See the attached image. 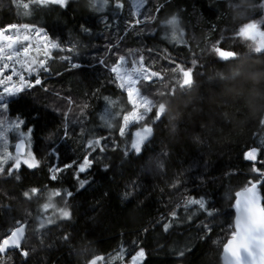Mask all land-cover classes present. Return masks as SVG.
<instances>
[{
    "label": "trees",
    "instance_id": "obj_1",
    "mask_svg": "<svg viewBox=\"0 0 264 264\" xmlns=\"http://www.w3.org/2000/svg\"><path fill=\"white\" fill-rule=\"evenodd\" d=\"M144 1L142 22L137 24L131 0H119L120 8L115 6L117 0H109L103 11L89 6L93 0H69L67 7L0 0V28L28 23L60 44L49 72L41 75V85L8 102L9 118L23 116L24 129L33 128V154L39 166L33 170L23 166L20 180L0 175V237L17 220L26 221L28 264H89L94 256L103 257L99 264H132L131 255L140 247L146 252L140 264H223L222 247L229 232L226 224L234 219L230 208L234 201L226 197L234 196L246 177L256 175L242 154L252 147L264 150V120L253 117L243 103L220 98L221 81L235 79L240 70L236 68L226 77L221 68L232 61L221 60L211 48L219 40L221 51L249 52V44L236 33L242 24L262 18L264 0H252L253 6L243 19L233 13L239 0ZM24 3L30 7L24 9ZM25 12L30 14L25 16ZM174 14L182 20L183 42L166 38L167 30L161 23ZM146 16L151 19L146 20ZM82 25L90 28V34L82 31ZM73 45L75 49L69 53L67 49ZM119 55L127 60H138L142 55L150 70L165 77L163 85L157 83L146 93L155 102H163L166 96L159 93L173 87L175 95H181L176 81L182 77L172 71L177 64L192 68L197 80L196 88L184 94L177 119L170 122L162 115L153 125L154 136L139 157L132 153L126 157L124 152L143 122L123 136L119 131L123 115L132 111L127 94L110 71ZM251 55L264 59V54ZM65 56H70V61ZM169 56L174 63L166 59ZM101 59L106 66L99 63ZM193 59L196 65H192ZM72 64L80 67L72 68ZM257 77V72H247L248 79ZM69 108L70 135L65 140L63 113ZM101 137L104 152L88 147L90 139ZM53 143L59 159L50 153ZM90 152L95 164L85 174L91 181L86 188L78 189L73 179L75 168L60 172L56 181L50 180L51 167L82 162ZM133 185L135 194L126 199L125 192L132 191ZM32 188L39 191L24 197ZM53 190L74 193L67 205L61 197L55 199L59 208L67 207L71 219L58 216L52 225L41 229L43 205ZM194 196L205 197L211 209H220V214L208 217L198 205L187 204ZM204 223L213 228L207 240L201 231ZM165 224L169 225L167 232ZM65 235L68 241L63 239ZM180 251L185 252L183 257ZM9 255V264H21L20 256Z\"/></svg>",
    "mask_w": 264,
    "mask_h": 264
},
{
    "label": "snow or ice",
    "instance_id": "obj_2",
    "mask_svg": "<svg viewBox=\"0 0 264 264\" xmlns=\"http://www.w3.org/2000/svg\"><path fill=\"white\" fill-rule=\"evenodd\" d=\"M109 0H99L97 3L96 0L90 3V7L95 11H103L108 6ZM32 4L36 7L48 6V5H59L60 7H67L68 0H32ZM117 8L122 7L117 0L115 5ZM24 9H28L30 5L24 3ZM264 7V5H261ZM29 12H25L24 15H29ZM145 19H151L150 16H146ZM140 21L137 20L136 23ZM166 31V38H170L174 41L183 42V31H176V15H172V19L167 21V25L161 22ZM171 26V27H169ZM82 31L85 34H90V28L82 25ZM32 30L36 34H43L45 41L50 44L51 48H60L59 42L48 37L47 33L43 29H37L34 25L24 23V24H12L8 25L5 28H0V76L4 75L6 69H9V61L13 65L20 63L19 59H14V57H19L20 52L18 49L14 48V45L18 42V37L14 35H6V31L11 30L16 32L17 30L27 33L29 30ZM237 36L243 37L252 43L249 45L250 51L257 54H264V21L252 20L248 23L242 24L237 33ZM24 41H29L30 36L24 35ZM220 41L217 40L211 48V51L218 55L221 60L232 62L236 58V53L232 51H221ZM7 49V54H6ZM75 45L72 48L67 49L69 53L73 52ZM29 47H24L23 52L25 55L29 52ZM61 51L64 49L61 48ZM47 57V53H45ZM65 60L71 59L70 56H65ZM170 62L174 61L172 58L166 57ZM101 65H105L103 59L99 60ZM128 61L126 56L119 55L117 61H115L110 71L114 74L115 80L119 81V88L124 90L127 94L128 101L132 105V111L128 114L123 115V126L120 127V135H124L125 126H128L129 123H141V127L134 133V138L131 139L130 148L126 149L124 155L127 157L130 153L141 156L146 142L149 141L151 137L154 136V127L153 125L160 121L161 116L166 113V105L163 102H155L153 99L149 98V95L146 93L149 90H152L153 87L159 83L163 85L165 77L157 71L150 70L149 67L145 65L144 57L141 55L138 61H133L135 65L131 70H129L126 65ZM192 65L197 64V60H192ZM39 68L44 72H48L49 69L46 65L45 60L38 62ZM80 65L72 64V68H79ZM12 75L4 76L3 79H0V86H2L3 91H0V143L7 147L9 140L10 132H17L20 135H24L21 131L22 128L26 126V121L23 116H18L15 121L6 120L2 118L4 113L9 110V103L6 100V97H15L21 93H24L28 88L31 87V84L25 80V77L17 72L15 67L10 69ZM28 71L31 72L33 69L31 66L28 67ZM173 72L179 73L182 79L176 81V84L180 89H185L190 86L193 81V69L185 68L181 64H177L175 68L172 69ZM13 76L19 77V86L13 84ZM41 80L39 76L35 79V84H40ZM176 88L173 87L170 90L160 92L162 96H174ZM108 99L107 97L105 98ZM68 103L71 104L73 101L71 98H68ZM111 103V101H109ZM87 108V105L83 106ZM72 109L69 108L68 112L63 113L65 124L63 130V139L67 140L69 138L68 131V113ZM83 113H81L82 115ZM149 114H152L150 117ZM154 117V118H153ZM103 120L104 117L101 116ZM77 120H74L73 123H76ZM82 123V120L80 121ZM264 124V122H261ZM33 132V128H27V134L30 137ZM83 132V129H81ZM104 138L90 139L88 141V147L93 151H96L97 148L100 152H104L106 149L101 146V141ZM264 144V141L261 142ZM25 144V140H21L15 145L16 155L12 156L10 153L0 154V175L6 177H14L16 180H20L21 176L19 170L22 165L26 166L27 169L33 170L39 166V161H37L34 155L27 153L29 156L27 159H22L21 157V148ZM50 153L56 159H59L60 153L58 147L55 143L52 144L50 148ZM243 159L247 162H250L252 165V172L256 175L254 177H246V183L240 188V190L235 191L234 196L229 194L226 198L229 201H234L230 203V208L234 210V219L226 224V228L229 229L228 238L226 242L223 243L222 247V257L223 264H264V150L257 147H252L246 150L243 154ZM11 160L12 163L5 167L8 164V161ZM95 164V159L92 156L91 152L88 155L82 157V162L77 163L73 160L71 163H65L62 167L53 166L49 169L50 180L56 181L57 172H63L66 169L75 168V173L73 179L77 182L78 189H84L91 181L86 178L87 173H90L93 165ZM259 165V166H258ZM163 168V165H160ZM108 169V165H105V170ZM231 175V174H230ZM176 185H173L175 187ZM39 190L37 188H32L30 191H25L23 193L24 197L30 198L32 194H36ZM135 186L133 185L132 191L125 192V198L132 197L135 194ZM59 196L64 200L65 205H67L68 199L74 196V193L71 190H68L66 193L60 190H53L47 196V203L43 205V209L46 211L50 207L55 209L56 205L53 203V197ZM187 204L198 205V208L203 212L205 216L214 218L220 214V209L212 210L211 206L208 204L207 200L203 196L192 197L187 201ZM173 216L176 214L173 213ZM59 216L64 219H71V212L67 210V207L59 209ZM54 220L51 217L40 219V228L43 229L46 224H52ZM169 228L168 224L164 225V231L167 232ZM147 231V229L145 230ZM201 231L204 233L203 239L207 240L211 238L213 228L204 223L201 225ZM26 239V221L17 220L15 226L9 229L7 233L0 237V264H9L12 257L9 253H15L16 255L22 258L21 264H28L29 251L24 247V241ZM65 241L69 240V236L65 235L63 237ZM135 244L136 241H133ZM123 251V249H121ZM185 255L184 251L179 252V256L183 257ZM146 257V252L143 247H140L138 251H135L134 255H131L132 264H140ZM103 260L101 256H94L89 264H99V261Z\"/></svg>",
    "mask_w": 264,
    "mask_h": 264
},
{
    "label": "clouds",
    "instance_id": "obj_3",
    "mask_svg": "<svg viewBox=\"0 0 264 264\" xmlns=\"http://www.w3.org/2000/svg\"><path fill=\"white\" fill-rule=\"evenodd\" d=\"M252 0H239L237 6L233 8L235 18L243 19L247 10L252 7ZM172 16L162 22L167 25V21ZM171 27V26H169ZM176 31H183L182 20L176 15ZM239 68L240 74L235 79H223L221 81V99L232 102H241L253 114V117L264 120V59H257L251 55V51L237 53L233 62L227 64L221 70L227 77L234 69ZM255 71L258 77L254 80L247 78V72ZM197 86V80L185 89H180L181 95L166 96L163 103L166 105L165 115L172 122L177 119V113L181 112L184 106V94L191 92ZM160 101H157L159 103Z\"/></svg>",
    "mask_w": 264,
    "mask_h": 264
},
{
    "label": "rangeland",
    "instance_id": "obj_4",
    "mask_svg": "<svg viewBox=\"0 0 264 264\" xmlns=\"http://www.w3.org/2000/svg\"><path fill=\"white\" fill-rule=\"evenodd\" d=\"M131 4L133 6V14L135 16V20L136 21L137 20L141 21L140 14H141V12H143L145 10L146 2L144 0H131ZM263 9H264V7H263ZM257 21H264V13H263L262 18H260ZM37 29H39V28H37ZM6 35H14L15 37L19 38L18 42L14 45V48L19 50L20 56L18 58L14 57V59H19L20 63H17L15 65H13L12 62L9 61L8 62L9 63V69L5 70L4 75L0 76V79H3L4 76L12 75V72L10 71V69L12 67H15L17 72L22 74L25 77V80L28 81L31 84L30 88H33L34 86H37V84H35V79L37 78V76H39V79L42 82L41 75L49 72V71L48 72H44L41 68H39L38 62L41 61V60H45L46 65L48 67L50 62L53 60L54 52L59 51L60 48H51L50 44H48L45 41L44 36H43L42 33L41 34H36L31 29L27 33L23 32V31H20V30H17L16 32L8 30V31H6ZM24 35H29L30 36V40L29 41H24L23 40V36ZM239 38L241 39V41L243 43H247L249 45L252 43L251 41H248L247 39H245L243 37H239ZM121 40L122 39H120V41L117 42L116 44L110 46L108 48V52H110L114 47H117L120 44ZM24 47H29V49H30L27 55H25L24 52H23V48ZM45 53H47V57H46ZM6 54H7V49H6ZM127 61H128V63L126 65V67L129 70H131L135 66L133 64V61H138V60L132 59V60H127ZM29 66H31L33 71H31V72L28 71V67ZM19 83H20L19 82V77L18 76H13V84L18 87ZM38 85H41V83L38 84ZM30 88H28L27 90H29ZM0 91H3L2 86H0ZM11 98H13V97H6L7 102H9V100ZM2 118L6 119V120H11L9 118V115L7 114V112L4 113V116ZM15 120L16 119H13L11 121H15ZM137 124H140V123H131L130 122L128 126H125L124 134H126L132 126L137 125ZM21 131L24 133L23 136L20 135L19 133L15 132V131L9 133V140H8V143H7V147H5L2 143H0V154L10 153L12 156H15L16 155V153H15V145L19 141L25 140V142L27 143V147H28L27 153H30V154L34 155L33 154V144H32L31 136L30 137L28 136L27 131L24 128H22ZM27 158H29L28 155L22 157V159H27ZM11 163H12V161L9 160L8 164H6L5 167H8ZM22 167H23V165H22ZM59 173L60 172L55 173L57 175V177H58ZM57 197L58 196L53 197V203L56 205L55 209H53L52 207H50L46 211L43 209L44 217L42 219L51 217L54 220V222L56 221V217L59 216V209H60L58 204L55 201V199ZM52 224H46L45 227H48V226H50ZM39 228H40V225H39Z\"/></svg>",
    "mask_w": 264,
    "mask_h": 264
},
{
    "label": "water",
    "instance_id": "obj_5",
    "mask_svg": "<svg viewBox=\"0 0 264 264\" xmlns=\"http://www.w3.org/2000/svg\"><path fill=\"white\" fill-rule=\"evenodd\" d=\"M20 142V141H19ZM18 142V143H19ZM27 150H28V147H27V143L25 142V144L22 146V148H21V156L23 157V156H26V154H27ZM15 153H16V148H15ZM28 229H29V227H28V225L26 224V239H27V236H28ZM26 239H25V241H26ZM25 241H24V243H25ZM10 254V253H9ZM222 260H223V257H222Z\"/></svg>",
    "mask_w": 264,
    "mask_h": 264
}]
</instances>
